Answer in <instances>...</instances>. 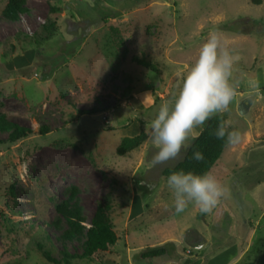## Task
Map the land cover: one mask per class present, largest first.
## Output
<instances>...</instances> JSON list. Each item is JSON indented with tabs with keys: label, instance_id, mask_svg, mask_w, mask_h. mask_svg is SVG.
Wrapping results in <instances>:
<instances>
[{
	"label": "rangeland",
	"instance_id": "obj_1",
	"mask_svg": "<svg viewBox=\"0 0 264 264\" xmlns=\"http://www.w3.org/2000/svg\"><path fill=\"white\" fill-rule=\"evenodd\" d=\"M26 1L13 23L2 13L8 0H0V113L32 129L28 139L0 146V264H56L40 243L61 264L62 250L74 257L70 264H155L138 254L163 244L180 256L166 264L256 262L264 254V0ZM211 31L239 56L230 78L237 94L223 115L241 140L211 171L227 189L220 203L210 213L190 204L177 214L161 171L185 154L154 166L149 138L125 156L117 148L141 124L148 132ZM150 95L157 106L137 112ZM248 97L253 104L240 114ZM42 127L51 132L43 136ZM107 198L121 240L101 262L81 258L86 230L61 239L70 227L56 205L72 200L88 229Z\"/></svg>",
	"mask_w": 264,
	"mask_h": 264
},
{
	"label": "clouds",
	"instance_id": "obj_2",
	"mask_svg": "<svg viewBox=\"0 0 264 264\" xmlns=\"http://www.w3.org/2000/svg\"><path fill=\"white\" fill-rule=\"evenodd\" d=\"M238 60L239 56L223 44L216 31L209 32L197 58L183 73L178 93L172 100L162 103L155 117L146 123L155 149L151 157L154 166L180 159L186 154L189 139L196 138L195 129L214 115L229 110L236 95L230 78ZM215 136L226 138L228 145H236L241 140L239 131H229L223 123L216 129ZM192 158L202 161L204 156L195 152ZM167 187L177 214L190 204L201 213H210L227 193L226 187L211 172L203 175L183 170L172 172L167 177Z\"/></svg>",
	"mask_w": 264,
	"mask_h": 264
},
{
	"label": "trees",
	"instance_id": "obj_3",
	"mask_svg": "<svg viewBox=\"0 0 264 264\" xmlns=\"http://www.w3.org/2000/svg\"><path fill=\"white\" fill-rule=\"evenodd\" d=\"M60 1V0H57ZM256 5H261L262 0H251ZM51 12L57 13L61 12L62 8L51 6ZM27 10V1L26 0H8L6 7L3 10V16L13 23L20 22L21 15L26 13ZM48 27L50 30H53V24H44L43 30L48 31ZM50 35L49 32H47ZM37 40L38 38H34ZM135 61L147 68L152 70L156 69V66L151 61L147 59H138L135 58ZM50 76H47V79ZM133 89H127V91L131 92ZM158 98L154 104L157 106ZM83 110L82 113L86 114H96L95 110ZM147 111H150L148 109ZM223 123L226 127V120L223 113H218L214 115L211 119H209L200 134L193 139L191 145L187 148L186 154L183 159L178 161L173 166H166L162 169L161 175L167 178L172 172L183 170L185 172H194L198 175H203L204 173L211 172L216 165V163L221 159L225 150L231 146L226 143L225 139H217L215 136L216 129ZM227 128V127H226ZM140 134L134 137H125L119 147L117 148V154L119 156H125L128 153L135 151L141 148L148 140L149 135L146 130L142 128ZM51 130L47 127H42L40 129V133L45 136L49 134ZM7 133V138H0V146L1 145H15L20 141L28 139L32 134V129L20 125L16 122H13L7 118L5 114L0 113V135ZM201 152L204 156L202 161H196L192 158L193 153ZM75 194H73L74 198ZM74 200V199H73ZM112 204L110 198H107L105 202L98 203L95 213L91 220V225L87 229L83 224L86 222L84 217H82L81 212L77 204H73L72 200H62L60 203L56 205V211L58 214L62 216V218L67 222L70 227L61 239H70L77 233H83L86 230V240L84 242V251L81 255V258L89 259L96 262H101V259L104 255L112 253L119 241L121 240L117 229H115L112 220H111V210ZM60 237V236H59ZM57 237L56 239H58ZM50 240L49 237H47ZM39 249L43 252L45 257L56 264H61L60 261H55L50 250H46V245L37 244ZM174 251V247L171 245L163 244L154 247H148L142 250L138 254V258L144 261H150L155 264H166L171 261H178L180 258L179 255L172 257V252ZM62 259L64 264H70V260L74 259L69 253L65 250H62ZM252 264H264V254L260 256V258L252 263Z\"/></svg>",
	"mask_w": 264,
	"mask_h": 264
},
{
	"label": "crops",
	"instance_id": "obj_4",
	"mask_svg": "<svg viewBox=\"0 0 264 264\" xmlns=\"http://www.w3.org/2000/svg\"><path fill=\"white\" fill-rule=\"evenodd\" d=\"M179 91V90H178ZM248 93H249V91H248ZM141 95H143V94H149V92L148 91H144V92H142V93H140ZM237 94V93H236ZM138 98H136V100H137ZM157 99L156 98H154L153 97V95H150V98L149 97H144V101H143V103L145 102L146 104L148 103V107H146L145 106V108L144 109H139L140 108V106H142V105H139V103H137L138 105H137V107H136V110H137V112H142V113H145L148 109H153V107H156V106H154V101H156ZM159 101V100H158ZM131 105V104H130ZM128 127V126H127ZM202 129H203V127L201 126L200 127V129H199V131H198V133L200 134V132L202 131ZM197 133V135H196V137L199 135ZM190 146V145H189ZM188 146V147H189ZM224 264H227V263H224Z\"/></svg>",
	"mask_w": 264,
	"mask_h": 264
},
{
	"label": "water",
	"instance_id": "obj_5",
	"mask_svg": "<svg viewBox=\"0 0 264 264\" xmlns=\"http://www.w3.org/2000/svg\"><path fill=\"white\" fill-rule=\"evenodd\" d=\"M252 104H253L252 97H248L244 99L242 103L240 104V108H239L240 114H246L250 110Z\"/></svg>",
	"mask_w": 264,
	"mask_h": 264
},
{
	"label": "built area",
	"instance_id": "obj_6",
	"mask_svg": "<svg viewBox=\"0 0 264 264\" xmlns=\"http://www.w3.org/2000/svg\"><path fill=\"white\" fill-rule=\"evenodd\" d=\"M107 119V118H106Z\"/></svg>",
	"mask_w": 264,
	"mask_h": 264
}]
</instances>
